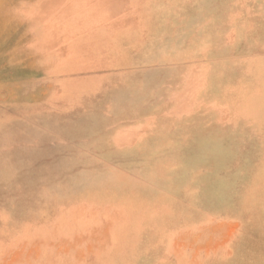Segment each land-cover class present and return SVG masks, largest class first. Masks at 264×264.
Listing matches in <instances>:
<instances>
[{
	"label": "rangeland",
	"instance_id": "obj_1",
	"mask_svg": "<svg viewBox=\"0 0 264 264\" xmlns=\"http://www.w3.org/2000/svg\"><path fill=\"white\" fill-rule=\"evenodd\" d=\"M0 264H264V0H0Z\"/></svg>",
	"mask_w": 264,
	"mask_h": 264
},
{
	"label": "crops",
	"instance_id": "obj_2",
	"mask_svg": "<svg viewBox=\"0 0 264 264\" xmlns=\"http://www.w3.org/2000/svg\"><path fill=\"white\" fill-rule=\"evenodd\" d=\"M1 110H34L33 106H29L28 104L24 105L22 102L16 104L15 106H10L6 109Z\"/></svg>",
	"mask_w": 264,
	"mask_h": 264
}]
</instances>
